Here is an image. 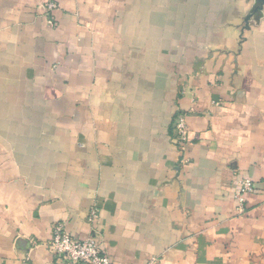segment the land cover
Listing matches in <instances>:
<instances>
[{
    "label": "crops",
    "instance_id": "obj_1",
    "mask_svg": "<svg viewBox=\"0 0 264 264\" xmlns=\"http://www.w3.org/2000/svg\"><path fill=\"white\" fill-rule=\"evenodd\" d=\"M56 223L113 264H264V2L0 0V264H57Z\"/></svg>",
    "mask_w": 264,
    "mask_h": 264
},
{
    "label": "built area",
    "instance_id": "obj_2",
    "mask_svg": "<svg viewBox=\"0 0 264 264\" xmlns=\"http://www.w3.org/2000/svg\"><path fill=\"white\" fill-rule=\"evenodd\" d=\"M49 11L57 8V4L49 2ZM174 140L181 151H185L192 142L185 113L179 112L173 119ZM182 162H187L183 156ZM255 190L254 182L250 178L239 179L235 189V198L241 212L245 211L247 196ZM94 218V212L92 213ZM49 247L57 260V264H113L110 256L103 250L101 243L94 237L82 239L73 236L63 223H56L53 227ZM147 264H157L152 258Z\"/></svg>",
    "mask_w": 264,
    "mask_h": 264
},
{
    "label": "water",
    "instance_id": "obj_3",
    "mask_svg": "<svg viewBox=\"0 0 264 264\" xmlns=\"http://www.w3.org/2000/svg\"><path fill=\"white\" fill-rule=\"evenodd\" d=\"M262 2H264V0H261Z\"/></svg>",
    "mask_w": 264,
    "mask_h": 264
}]
</instances>
